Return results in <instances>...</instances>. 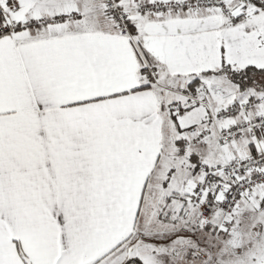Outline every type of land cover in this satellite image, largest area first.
I'll return each mask as SVG.
<instances>
[{
	"label": "snow or ice",
	"instance_id": "obj_1",
	"mask_svg": "<svg viewBox=\"0 0 264 264\" xmlns=\"http://www.w3.org/2000/svg\"><path fill=\"white\" fill-rule=\"evenodd\" d=\"M0 264H264V0H0Z\"/></svg>",
	"mask_w": 264,
	"mask_h": 264
}]
</instances>
